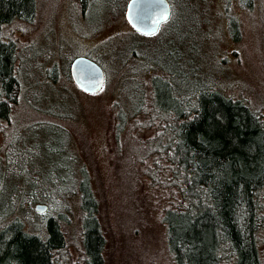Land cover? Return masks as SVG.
<instances>
[{
	"label": "trees",
	"instance_id": "trees-1",
	"mask_svg": "<svg viewBox=\"0 0 264 264\" xmlns=\"http://www.w3.org/2000/svg\"><path fill=\"white\" fill-rule=\"evenodd\" d=\"M77 1L84 22L91 27L100 9L114 0ZM38 2L0 0V134L13 135L5 147L19 133L45 130L48 135L43 143L45 164L40 160L34 175L26 169L9 173L0 162V264H62L63 259L65 264L70 245L62 224L68 218L62 209L73 196L81 211L79 240L75 241L78 249H74L78 263L104 264L107 240L96 196V172L81 162L78 146L70 145V131L64 124L77 117L76 93L94 97L98 92H86L76 85L71 57L64 67H59V61L46 67L50 83H61L60 89H46L59 92L57 97L27 102L21 94L19 45L4 36L9 24L33 23ZM241 2L252 4V0ZM170 3L180 11V2ZM87 15L92 18L86 19ZM173 17L174 9L167 22ZM228 26L238 40L239 20L230 17ZM199 70L196 66L195 78L183 82H177L168 71L169 76H153L150 99L153 89L155 110L161 114L159 137L166 143L159 144L151 170L143 163V175L149 173L152 187L159 192L151 185H140L148 196L133 211L138 219L139 205L140 212L150 211L164 225L163 244L173 264H264V112L253 108L243 95L227 94L214 82L196 78ZM143 91L138 97L146 104V89ZM135 112L145 113L146 109ZM123 115L122 109L114 113L117 127ZM17 121L24 123L15 130ZM156 147V142L149 143L147 158ZM38 195L47 205L42 212L35 207L36 214L43 217L40 223L28 220L25 211L27 205L37 202Z\"/></svg>",
	"mask_w": 264,
	"mask_h": 264
},
{
	"label": "rangeland",
	"instance_id": "rangeland-1",
	"mask_svg": "<svg viewBox=\"0 0 264 264\" xmlns=\"http://www.w3.org/2000/svg\"><path fill=\"white\" fill-rule=\"evenodd\" d=\"M38 1L33 23L16 22L4 29V36L19 45L21 94L27 102L57 97L59 92L46 90L60 89L61 83L53 86L46 73V67L56 61L64 67L76 54L93 53L90 56L106 72L104 88L96 96L76 93L77 117L64 122L70 131V145L78 146L81 162L96 172L95 193L107 240L104 264H173L163 244L164 225L150 211L140 212L139 205L138 219L133 211V206L148 196V190L140 185L152 187L149 173L143 175V163L151 170L159 144L166 143L164 137H159L161 114L155 110L153 89L150 99L149 89L156 80L153 76L174 73V79L183 82L195 78V67L199 66L196 78L214 82L227 94H241L253 108L264 112V0H252L251 6L243 5L241 0H176L181 3L180 11L172 6L175 17L171 22L146 35L127 24V0L103 6L91 20V27L84 22L77 0ZM232 16L240 23L238 40L228 26ZM179 18L182 24L177 27ZM144 89L146 104L138 97L145 93ZM119 109L124 115L117 127L113 116ZM140 109L146 112H135ZM16 123L15 130L24 122ZM12 137L0 134V162L4 169L12 174L26 169L34 175L40 160L41 165L45 164L46 131L19 133L13 144L5 147ZM150 142H156L157 147L147 158ZM151 189L159 192L154 186ZM77 201L73 196L71 204L62 209L68 218L62 224L70 245L65 264H79L75 241L79 240L81 211ZM38 203H44L41 195L25 211L28 220L40 223L43 217L35 212Z\"/></svg>",
	"mask_w": 264,
	"mask_h": 264
},
{
	"label": "water",
	"instance_id": "water-1",
	"mask_svg": "<svg viewBox=\"0 0 264 264\" xmlns=\"http://www.w3.org/2000/svg\"><path fill=\"white\" fill-rule=\"evenodd\" d=\"M171 15L168 0H128L125 17L137 31L145 34L156 33L160 25ZM74 82L86 92H98L104 83V70L95 60L87 56H77L70 64ZM38 211H45L46 204H37Z\"/></svg>",
	"mask_w": 264,
	"mask_h": 264
}]
</instances>
